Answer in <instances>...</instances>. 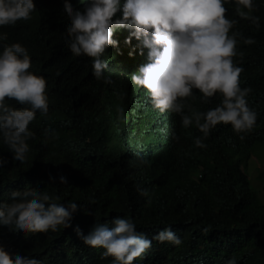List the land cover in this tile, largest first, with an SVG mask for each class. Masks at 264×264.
<instances>
[{"label": "trees", "instance_id": "1", "mask_svg": "<svg viewBox=\"0 0 264 264\" xmlns=\"http://www.w3.org/2000/svg\"><path fill=\"white\" fill-rule=\"evenodd\" d=\"M33 2L30 20L0 27V34L7 33L0 45L20 43L28 50L29 70L47 81L49 113L37 112L30 123L35 138L28 141L24 163L15 161L0 140V156L7 161L0 169V202L32 187L59 196L65 206L75 202L77 210L71 227L56 232L31 234L0 225V246L13 258L19 254L41 264H112L111 257L102 258L103 249L85 245L75 229L86 236L97 224L114 226L110 222L120 216L149 239L170 227L182 240L179 246L152 240L134 264H227L230 259L264 264V204L257 201L245 168L252 145L264 144V0H254L259 29L246 20L233 29L256 41H241L237 49L243 58L236 57L244 69L240 87L252 89L246 99L257 113L256 123L251 132L240 134L230 124H219L203 141L206 148L194 144L203 137L194 122L183 128L178 114L161 113L147 90L133 84L131 75L150 62L142 40L133 36L126 43L133 30H116L117 44L105 49L104 76L113 80L105 84L92 75V59L75 56L68 47L64 0ZM68 2L83 11L89 0ZM125 2L120 0L114 19L122 17ZM226 6L232 18L233 5ZM193 92L195 98L187 103L198 111L222 100L217 94L202 103L198 90ZM45 129L56 133L47 143ZM259 175L264 179L263 168Z\"/></svg>", "mask_w": 264, "mask_h": 264}, {"label": "clouds", "instance_id": "2", "mask_svg": "<svg viewBox=\"0 0 264 264\" xmlns=\"http://www.w3.org/2000/svg\"><path fill=\"white\" fill-rule=\"evenodd\" d=\"M229 4L233 5L232 18L226 6ZM120 10V0H89L83 11L74 9L64 0V11L70 20L66 28L68 47L73 55L92 59V75L97 80L113 83L111 77L104 76L107 61L101 57L107 47L117 44L113 40L116 30L131 29L126 43H131L134 36L150 49V62L131 75L133 84L147 90L154 107L161 113L178 114L183 128L187 129L194 122L203 133V137L195 138L196 147L206 148L203 141L219 124H230L237 134L251 132L257 113L246 99L252 89L240 87L244 69L238 66L236 57L243 58V52L237 49L241 41L246 45L256 41L233 29L241 20L260 28V17L253 14L257 11L254 0H126L122 17L114 19ZM34 11L33 0H0V27L30 20ZM4 40L7 33L0 34V41ZM0 47L3 49L0 52V140L12 152L15 161L24 163L30 152L28 141L35 138L29 125L37 112L44 117L49 113L47 81L29 70L31 58L20 43ZM194 89L201 94L202 103H208L217 94L222 100L214 108L198 111L187 103L195 98ZM9 101L23 107L16 108ZM118 111L123 114L122 109ZM44 136L47 143L56 133L45 129ZM173 138L179 139L175 132ZM6 163L0 156V169ZM60 181L66 183L64 177ZM137 191L148 195L147 190L139 187ZM59 200V196L32 187L13 191L10 202H0V225L31 234L71 227L77 204L68 202L65 206ZM110 223L114 226L97 224L86 236L78 227L75 231L85 245L103 249L102 258L111 257L112 264H134L151 248L152 240L175 246L182 243L170 227L149 239L137 231L130 219L117 216ZM0 264L41 262L19 254L13 258L0 246ZM227 264H236V261L230 259Z\"/></svg>", "mask_w": 264, "mask_h": 264}, {"label": "rangeland", "instance_id": "3", "mask_svg": "<svg viewBox=\"0 0 264 264\" xmlns=\"http://www.w3.org/2000/svg\"><path fill=\"white\" fill-rule=\"evenodd\" d=\"M245 168L249 173L251 186L257 192V201L264 204V179L259 175L264 169V144L256 142L252 145L251 157Z\"/></svg>", "mask_w": 264, "mask_h": 264}]
</instances>
